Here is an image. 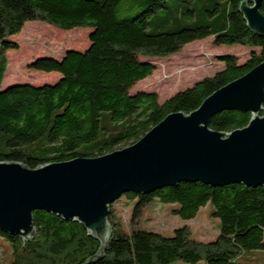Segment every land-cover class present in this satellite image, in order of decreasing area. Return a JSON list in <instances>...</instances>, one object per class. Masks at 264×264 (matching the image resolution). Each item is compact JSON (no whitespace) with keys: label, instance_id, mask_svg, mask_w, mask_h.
I'll return each mask as SVG.
<instances>
[{"label":"trees","instance_id":"1","mask_svg":"<svg viewBox=\"0 0 264 264\" xmlns=\"http://www.w3.org/2000/svg\"><path fill=\"white\" fill-rule=\"evenodd\" d=\"M242 1L0 0V85L6 52L18 48L10 37L26 22L89 29V44L83 51H68L60 60L43 56L29 64L34 70L59 74L55 82L0 86V161L35 168L97 157L120 143L137 141L169 113H190L214 90L264 60V36L246 26L237 10ZM260 11L264 14V0ZM207 37L215 45L249 48L247 60L237 63L231 54L218 55L221 68L162 102L153 91L130 92L152 74L155 60ZM250 117V112L223 110L213 115L210 128L228 132L247 125ZM122 195L132 199L130 226L121 223L112 209L114 202L110 204L111 234L102 252L82 223L35 210L36 233L31 239L0 230L11 251V264H173L176 260L245 264L244 254L264 251V186L179 182L145 194ZM120 197L117 201L123 200ZM155 201L185 221L171 234L134 226ZM201 207H208L209 215L217 219V231L208 241L194 238L186 222Z\"/></svg>","mask_w":264,"mask_h":264},{"label":"water","instance_id":"2","mask_svg":"<svg viewBox=\"0 0 264 264\" xmlns=\"http://www.w3.org/2000/svg\"><path fill=\"white\" fill-rule=\"evenodd\" d=\"M262 1L243 0L237 9L258 36H264ZM22 84L28 83L12 85ZM263 105L264 60L214 90L190 113L167 114L129 146L35 168L0 161V230L27 241L36 233L33 211L44 210L82 223L102 252L111 234L109 205L124 193L198 181L264 186ZM223 110L250 112L251 117L228 132L211 129V118Z\"/></svg>","mask_w":264,"mask_h":264},{"label":"rangeland","instance_id":"3","mask_svg":"<svg viewBox=\"0 0 264 264\" xmlns=\"http://www.w3.org/2000/svg\"><path fill=\"white\" fill-rule=\"evenodd\" d=\"M88 35V28L63 30L40 21L26 22L18 34L10 37L18 48L9 49L6 52L7 66L4 76L8 71L7 79L13 81L5 82L3 76L2 87L14 83H28L36 86L55 82L59 74L40 72L30 68L29 64L43 56H52L59 60L67 49L83 51L89 44ZM225 53L235 56L237 63H243L247 60L250 49L237 44L215 45L212 37L190 42L175 54L155 60V70L152 74L137 82L130 92L140 89L153 91L157 93L159 102H162L176 91L191 86L205 76L212 75L223 65L218 61L217 56ZM132 143V141L120 143L112 150ZM124 196L122 195L120 199ZM131 203L132 199L124 197L123 200L114 201L112 205L115 216L126 227L130 226ZM200 209L201 211L194 219L186 222L194 238L208 241L217 231V219L209 215L208 207ZM143 211L134 226L150 227L153 228L151 230L171 234L176 226L185 222L157 201L150 202ZM7 245L6 239L0 236V264H11V251ZM241 260L245 264H264V251L249 252L244 254ZM173 264L191 263L176 260Z\"/></svg>","mask_w":264,"mask_h":264},{"label":"bare ground","instance_id":"4","mask_svg":"<svg viewBox=\"0 0 264 264\" xmlns=\"http://www.w3.org/2000/svg\"><path fill=\"white\" fill-rule=\"evenodd\" d=\"M7 73H8V71H7ZM7 73H6V75L4 76V81H5V82H6V81H7V82H12L13 80L11 81V80L7 79Z\"/></svg>","mask_w":264,"mask_h":264}]
</instances>
